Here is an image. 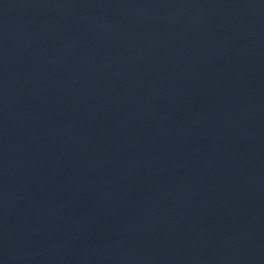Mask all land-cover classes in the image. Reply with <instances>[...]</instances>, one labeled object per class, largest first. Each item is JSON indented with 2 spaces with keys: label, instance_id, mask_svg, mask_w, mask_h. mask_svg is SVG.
<instances>
[{
  "label": "water",
  "instance_id": "95a60500",
  "mask_svg": "<svg viewBox=\"0 0 264 264\" xmlns=\"http://www.w3.org/2000/svg\"><path fill=\"white\" fill-rule=\"evenodd\" d=\"M0 264H264V0H0Z\"/></svg>",
  "mask_w": 264,
  "mask_h": 264
}]
</instances>
